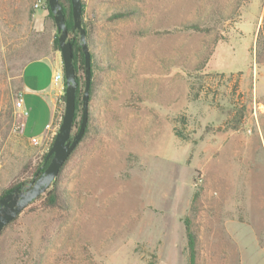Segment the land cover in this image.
Instances as JSON below:
<instances>
[{"label":"rangeland","instance_id":"obj_1","mask_svg":"<svg viewBox=\"0 0 264 264\" xmlns=\"http://www.w3.org/2000/svg\"><path fill=\"white\" fill-rule=\"evenodd\" d=\"M81 3L94 91L68 208L22 211L0 264H188L186 223L195 264H264V0ZM56 40L47 0H0V196L61 122L65 86L53 135L23 137L17 105L29 60L62 67Z\"/></svg>","mask_w":264,"mask_h":264},{"label":"water","instance_id":"obj_2","mask_svg":"<svg viewBox=\"0 0 264 264\" xmlns=\"http://www.w3.org/2000/svg\"><path fill=\"white\" fill-rule=\"evenodd\" d=\"M73 26L79 33V41L84 57V90L81 97L82 112L78 130L71 134L75 115L77 82L72 64L71 46L61 4L58 0H47L49 11L57 32V44L64 73V111L58 130L54 135L45 159L49 160L43 172L25 186H16L10 192L0 196V232L23 209L51 186L64 163L81 140L88 121L89 89L91 83V55L82 25L81 0H70Z\"/></svg>","mask_w":264,"mask_h":264},{"label":"trees","instance_id":"obj_3","mask_svg":"<svg viewBox=\"0 0 264 264\" xmlns=\"http://www.w3.org/2000/svg\"><path fill=\"white\" fill-rule=\"evenodd\" d=\"M58 1L61 4L63 14H64V18H65V24L67 26L68 40H69V43L71 46L72 64L74 67L75 79L77 82L76 98H75V115H74V120H73V128H72V132H71V134L74 135L76 133V131L78 130L80 119H81V112H82L81 97H82L83 90H84V57H83V52H82L81 46H80L79 33L73 26L70 0H58ZM82 12H83V9H82ZM50 14H51V12H50ZM115 16L121 17V16H123V14H119V15H115ZM185 28L194 29L195 25H187V26H185ZM85 37H86V30H85ZM55 42L57 43V40ZM57 47H58V44H57ZM90 55H91V83H90V89H89V100L91 99L93 91H94L93 71H92V54L90 53ZM61 116H62V114H61ZM88 116H89V111H88ZM87 130H88V121H87V125L85 127V131H84L82 138L86 134ZM50 144H52V143H50ZM43 159H44V163H43L42 168L37 169L33 173L32 177H28L26 180L20 181L15 186L8 187L1 194V196L10 192L16 186L28 185L36 177H38L43 172V170L46 168L47 160L45 159V155H44ZM65 163H64V165H65ZM58 176H59V174H58ZM67 201H68L67 198L65 199V196H63L61 187H60L59 182H58V178H56L54 180V182L51 184V187H48V189L44 193L40 194L35 200H33L31 203H29L23 209V211L24 210L35 211V210L45 209V208L67 209L68 208V202ZM17 218H18V216H16L13 220H11L5 227L13 224L17 220ZM185 231H186L187 248H188V264H195L197 236H196L195 232L192 231L189 223L185 224Z\"/></svg>","mask_w":264,"mask_h":264},{"label":"crops","instance_id":"obj_4","mask_svg":"<svg viewBox=\"0 0 264 264\" xmlns=\"http://www.w3.org/2000/svg\"><path fill=\"white\" fill-rule=\"evenodd\" d=\"M53 62L44 59L29 60L21 73V111L23 121L21 133L23 137L32 140L44 138L49 131L55 133V117L57 98L56 89L52 84ZM42 117L37 120L31 117L32 112ZM28 135V136H27Z\"/></svg>","mask_w":264,"mask_h":264},{"label":"built area","instance_id":"obj_5","mask_svg":"<svg viewBox=\"0 0 264 264\" xmlns=\"http://www.w3.org/2000/svg\"><path fill=\"white\" fill-rule=\"evenodd\" d=\"M52 84L55 87V89H63L65 86L64 83V73H63V67L55 68L52 73ZM22 99L21 96L19 97L17 101V105L21 107Z\"/></svg>","mask_w":264,"mask_h":264}]
</instances>
